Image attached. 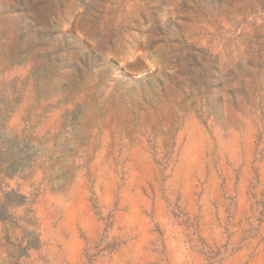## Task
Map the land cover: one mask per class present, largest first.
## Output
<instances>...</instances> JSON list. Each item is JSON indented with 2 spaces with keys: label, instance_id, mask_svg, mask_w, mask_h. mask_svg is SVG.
<instances>
[{
  "label": "rangeland",
  "instance_id": "rangeland-1",
  "mask_svg": "<svg viewBox=\"0 0 264 264\" xmlns=\"http://www.w3.org/2000/svg\"><path fill=\"white\" fill-rule=\"evenodd\" d=\"M0 264H264V0H0Z\"/></svg>",
  "mask_w": 264,
  "mask_h": 264
}]
</instances>
